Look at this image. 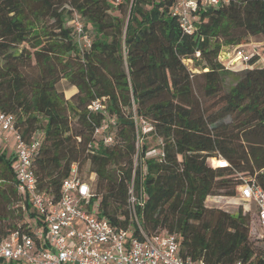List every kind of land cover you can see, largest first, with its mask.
Here are the masks:
<instances>
[{"label": "trees", "instance_id": "1", "mask_svg": "<svg viewBox=\"0 0 264 264\" xmlns=\"http://www.w3.org/2000/svg\"><path fill=\"white\" fill-rule=\"evenodd\" d=\"M175 1L0 0V111L25 140L42 135L32 169L44 195L57 200L71 166L88 163L95 181L86 207L128 238L140 227L176 235L185 258L264 264V247L250 239L254 216L204 205L235 197L240 176L264 190V67L234 73L218 61L224 47L264 37V0L200 11L191 35L172 15ZM74 15L91 31L87 49L68 26ZM63 79L76 88L69 100L57 89ZM96 100L104 109L89 111ZM105 126L109 144L95 134ZM146 135L160 141L156 156L140 141ZM219 157L228 168L214 166ZM15 159L0 150V238L33 236L40 224L17 191Z\"/></svg>", "mask_w": 264, "mask_h": 264}, {"label": "built area", "instance_id": "2", "mask_svg": "<svg viewBox=\"0 0 264 264\" xmlns=\"http://www.w3.org/2000/svg\"><path fill=\"white\" fill-rule=\"evenodd\" d=\"M118 2V0H115ZM229 3V0H176L172 7V15L178 19L181 31L191 35L196 31V20L200 11H207ZM78 44L90 46V39L83 30L77 15L70 21ZM234 52L221 50L218 61L225 69H231V62L248 64L250 56L240 46ZM198 56V54H196ZM224 59V60H223ZM226 60V61H225ZM91 112L102 111L104 105L96 100L88 107ZM146 122L141 121L144 125ZM103 127L95 130L99 134ZM144 132L146 127L143 126ZM0 136L13 144L15 154L14 172L17 179V191L28 197L37 220L31 225L33 236L14 231L0 238V258L7 263L18 264H206L202 260H193L179 254V243L176 235L159 233L146 235L140 227L139 237L128 238L130 231L115 230L109 223L101 220L94 209L86 204L92 197V186L95 174L89 180L81 177L77 165H72L69 175L60 187L57 200L44 195L36 187V178L32 169V161L42 143V135L35 134L29 141L15 126L11 114L0 111ZM105 144L112 139L110 135L103 138ZM217 168H228V162L219 157L214 160ZM239 199L252 205L254 227L252 234L257 240L264 242V190L255 176L239 177L236 187ZM132 195V187L130 189ZM130 204L134 203L131 196ZM258 230L260 231L258 233ZM234 264H244L240 261Z\"/></svg>", "mask_w": 264, "mask_h": 264}, {"label": "rangeland", "instance_id": "3", "mask_svg": "<svg viewBox=\"0 0 264 264\" xmlns=\"http://www.w3.org/2000/svg\"><path fill=\"white\" fill-rule=\"evenodd\" d=\"M128 14V13H127ZM128 15L126 16L127 19ZM70 25V22L68 23V26ZM86 36L90 39L91 37V31L87 30L85 32ZM85 43L81 41V47H83ZM241 49L247 53L248 56L250 57H257V61L255 64L249 66L248 64H243L239 65L232 60L231 62V72L238 73L241 72L242 70L245 69H251V68H262L264 67V37L262 36H254V37H247L243 43L240 45ZM227 49L229 52H234V47H224ZM223 48V49H224ZM222 49V50H223ZM224 60V59H223ZM226 61V60H225ZM184 64L194 72L197 71L193 69V64L191 60H185ZM2 65V61H0V67ZM235 82L232 77L228 78L227 80V86L232 85ZM57 89L59 92H61L66 100L70 99V95L73 91L76 90L75 87L69 85V83L66 80H61L58 85ZM149 127L148 123H145L144 125H141V127ZM113 131L107 130L106 126L103 127V130L100 131L97 136H100L102 138L107 137V135H112ZM147 133V132H143ZM2 139V140H1ZM0 150L5 152L6 154L13 153V144L11 141L6 142L3 140L2 136H0ZM141 142H145L148 145L149 148V155L150 156H156L158 153V144H160V141L156 140V138L152 135H146L144 137H140ZM90 165L88 163L84 164L82 169H81V177L86 179L87 181L89 180V177H92L89 172ZM94 183V182H91ZM204 205L207 208H216V209H221L223 211H226L230 214H235L239 208L243 210V212L249 213L251 220L253 219L252 216H254L255 210L252 205H248L244 203L242 200L239 199L238 192L236 191V196L235 197H224V196H209V199L206 198ZM260 231L258 230V233ZM251 241H253V244L257 248H263L264 247V242L255 240L257 237H254L252 235L250 237Z\"/></svg>", "mask_w": 264, "mask_h": 264}, {"label": "crops", "instance_id": "4", "mask_svg": "<svg viewBox=\"0 0 264 264\" xmlns=\"http://www.w3.org/2000/svg\"><path fill=\"white\" fill-rule=\"evenodd\" d=\"M75 93H76V90L73 91V92L71 93L70 97H71L73 94H75ZM1 140H2V139H1ZM1 140H0V142H1ZM207 199H209V197H207Z\"/></svg>", "mask_w": 264, "mask_h": 264}]
</instances>
